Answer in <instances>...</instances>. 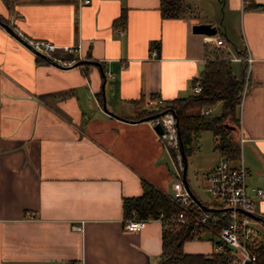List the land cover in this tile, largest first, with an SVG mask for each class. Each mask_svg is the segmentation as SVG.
Listing matches in <instances>:
<instances>
[{
    "label": "crops",
    "instance_id": "obj_1",
    "mask_svg": "<svg viewBox=\"0 0 264 264\" xmlns=\"http://www.w3.org/2000/svg\"><path fill=\"white\" fill-rule=\"evenodd\" d=\"M12 1L14 14L0 0V16L19 35L77 46L83 62L39 60L0 24V264H162V222L128 231L123 218V199L141 195L143 181L171 193L178 177L151 119L139 114L152 97L191 95L215 54L239 76L247 54L233 163L248 168V194L264 213V196L252 191H264V10L254 8L264 0H185L193 13L178 19L161 16V0ZM196 24L217 34H196ZM200 151L192 156L206 177L221 156ZM208 234L184 251L212 254Z\"/></svg>",
    "mask_w": 264,
    "mask_h": 264
},
{
    "label": "trees",
    "instance_id": "obj_2",
    "mask_svg": "<svg viewBox=\"0 0 264 264\" xmlns=\"http://www.w3.org/2000/svg\"><path fill=\"white\" fill-rule=\"evenodd\" d=\"M11 14L15 13L14 1L4 0ZM257 10H264V5L254 6ZM193 13L191 5L185 0H161V16L163 18H184ZM125 12L117 21H124ZM0 24L9 25V21L0 16ZM63 60L71 61L73 55L58 54ZM246 53H240L242 59V75L234 71L233 61L224 54H215L206 63L200 75L193 80L201 85L200 93H192L185 98L164 101L163 105L144 109L139 117L151 118L166 110H175L178 116L180 140L184 154L188 158L201 149L200 138L206 131L215 137L214 150L228 161L234 162L240 158V107L245 88V71L247 63ZM39 60L45 59L39 57ZM78 64H82L78 61ZM154 98V97H152ZM144 99L133 101L140 106ZM221 104V111L215 114H204L207 108ZM179 153L181 149L179 143ZM177 160V152L172 150ZM183 166V160L181 156ZM181 169V175H182ZM123 218L137 220H160L162 229V264H231L230 255L213 252L210 255L191 254L184 251V244L193 240L191 228L175 222L172 219L180 212V207L172 201L168 193L156 188L152 184L142 182V194L123 199ZM228 222L225 220L223 224ZM258 263L264 264V241L255 249Z\"/></svg>",
    "mask_w": 264,
    "mask_h": 264
},
{
    "label": "built area",
    "instance_id": "obj_3",
    "mask_svg": "<svg viewBox=\"0 0 264 264\" xmlns=\"http://www.w3.org/2000/svg\"><path fill=\"white\" fill-rule=\"evenodd\" d=\"M82 2L85 5L91 4V0H82ZM215 42L218 46L224 45V41L220 38ZM29 43L36 52L51 58L59 65L71 67L78 64L75 58L65 61L58 55L74 56L79 50L77 46H57L41 40L29 41ZM156 55L157 52L153 51L152 56ZM247 61L250 63L252 59L248 57ZM200 91L201 85L196 82L193 86V93L198 94ZM163 104V100L157 97L148 101V105L152 107ZM166 111L165 114L150 121L153 127L156 124L162 125V134L155 131L159 140L170 152L172 150L177 152L176 165L178 177L181 178L183 166L179 153L178 116L175 110ZM210 113H212V108L204 110V114ZM248 176L249 171L243 161L234 164L221 156L218 164L206 176L205 189L213 198L214 205L201 202L209 207V210L193 198L181 180L174 182L173 192L168 193L172 201L180 207V212L172 220L189 226L193 240H200L205 232L210 233L214 243V252L230 255L231 264H259L255 249L264 241V213L255 210V202L248 194ZM252 191L259 198H263L262 189L253 188ZM225 220L228 222L223 224ZM150 221L153 220L129 219L125 221V229L137 231L144 228ZM214 236L218 237V241L214 239Z\"/></svg>",
    "mask_w": 264,
    "mask_h": 264
},
{
    "label": "rangeland",
    "instance_id": "obj_4",
    "mask_svg": "<svg viewBox=\"0 0 264 264\" xmlns=\"http://www.w3.org/2000/svg\"><path fill=\"white\" fill-rule=\"evenodd\" d=\"M228 45L230 48L233 49L232 43H229ZM220 111H221L220 108H216L215 114H219ZM214 142H215V138L212 132L210 131L204 132L202 135V140H201V151L198 154L201 156L199 157H203L204 159H208V157L210 158L213 155H215L216 157L217 153L214 152ZM171 155H172V151H171ZM186 179H187L188 185L190 186L191 190H193V192L197 195V197L201 201H203L205 204H208V205H214L213 198L205 189L207 185V179L205 175L203 174V171H201L200 169L199 160H196L195 156H192L188 158L187 160ZM178 180L182 181V177L179 178L176 175H173V179L171 182V193L173 192L172 187H173L174 182ZM208 237L212 238V235L208 234ZM214 239L218 241V237L214 236Z\"/></svg>",
    "mask_w": 264,
    "mask_h": 264
},
{
    "label": "water",
    "instance_id": "obj_5",
    "mask_svg": "<svg viewBox=\"0 0 264 264\" xmlns=\"http://www.w3.org/2000/svg\"><path fill=\"white\" fill-rule=\"evenodd\" d=\"M3 25L12 35H14L15 37H17L20 41H22L27 47H29L30 49H32L39 57L45 59L46 61L59 65L58 63H56L55 61H53L51 58L43 56L42 54L36 52L34 50V48L30 45L29 41H27L24 37H22L21 35H19L17 33V31H15L11 26L9 25ZM193 32L196 34H205L208 36H214L217 34V27L211 25V24H196L193 26ZM83 62V61H82ZM94 64H98L93 62ZM104 109H106V106L104 104ZM167 111H164L160 114H157L153 117H151L150 119H155L158 118L159 116H161L162 114H165ZM155 131L159 134L163 133V127L161 124H156L154 127ZM179 136V143H180V149H181V156H182V160H183V170H182V182L185 185L186 189L191 193V195L193 196V198L202 206H204L205 209L209 210L210 208L205 206L200 200L199 198L193 193V191L191 190L190 186L188 185L187 179H186V173H187V157L184 154L183 151V147H182V142L180 140V134L178 133Z\"/></svg>",
    "mask_w": 264,
    "mask_h": 264
}]
</instances>
